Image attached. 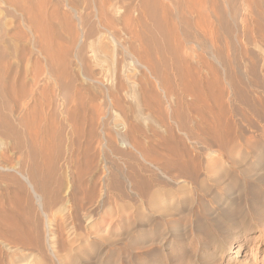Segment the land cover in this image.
Listing matches in <instances>:
<instances>
[{"label":"rangeland","instance_id":"rangeland-1","mask_svg":"<svg viewBox=\"0 0 264 264\" xmlns=\"http://www.w3.org/2000/svg\"><path fill=\"white\" fill-rule=\"evenodd\" d=\"M42 1L32 0V3L41 10L43 9L42 4H40ZM84 1L88 2L87 0H48V13L57 7L56 3L60 2L58 6L61 13L60 17H54L55 19L52 18L51 20L55 27V34H57L54 37L56 40L53 39V44L60 45L59 43H61L60 47L66 49L67 46L69 50L66 59L68 61L66 66L69 65L66 70L69 71H66L64 76H58L60 80L62 79V83H68L67 91L64 92L59 91L61 88L58 85L60 84H56L54 81L58 79L57 75L53 73L50 80L46 76V69L48 70V68L43 56L37 54L36 50L33 53H31L32 49L30 52L28 51L30 48L29 33L25 32L27 38L23 37L25 40L15 33L16 14H13L12 6L5 7L0 4V10H2L0 11V36H3V33L11 35L6 39H8L12 55L8 57L6 62L18 66L19 59L16 58L17 56L13 54V51L14 49H18L17 52L23 51L24 56H26H23L24 62L28 64L25 65L22 60L21 71L27 73L26 82L28 84L32 82L37 74L40 77H38L40 80L34 94L35 106H33L34 102L30 101V106L23 107V113L18 112L21 110L17 111L19 116L25 117V121L28 120V123H25L28 125L27 128L31 125L29 130L34 127V130L28 131L30 135H25L28 141L25 140L23 147L25 153H16V156L15 153L7 152L8 141L0 136V167H2L0 168V213H5L10 224L14 227V234L7 237V241L2 243L0 240V264H264V55H262L264 54V44L261 45V42L264 43V0H253V2L245 0L246 3L244 0H234L235 2L227 0V4L226 0H215V2L217 1L215 5L217 6V14L226 17L227 22L229 21L231 40L229 43L225 40L226 35L220 29V23L217 22L216 29L214 28L215 38L212 41L214 44L207 41L208 43L206 42L204 47L203 44L198 43V48L191 43H183L186 32L189 30L192 32L194 29L187 28L188 26L183 22L187 12L183 10L182 0H171L172 2L170 0H147V5L150 6L147 8L143 7L141 0H103L106 3L109 2L108 14L113 23H116L114 25L118 27V19L124 18L122 19L125 23L124 27L131 30V32L128 30L129 35L132 33L129 38L131 45H129L132 46L131 50L135 49V47L133 48L135 45L137 49L136 52H133L136 53L133 62L121 50L120 45L123 42L121 37L116 35L115 38L118 39L116 40L112 33L106 36L104 29L98 27L97 19L92 18L94 22L91 20L93 22L92 27L95 25L96 37L94 36V39L93 37L89 38L91 41L84 39L80 44L77 43L80 30L76 26L75 16L84 14L83 17H86V14H93V9L91 7L88 9ZM205 1L206 3L213 2L212 0ZM16 2L22 7L29 5L27 0H17ZM65 2H67L66 5L71 3L69 5L74 6L76 12H71L66 7ZM150 2L153 4L155 2V9ZM175 5L178 6L177 11ZM170 6L171 10H169ZM247 6H250V10H247L249 9ZM200 8L204 9L205 12L198 11L199 14L203 12L201 16L204 14L207 16V6L202 5ZM144 9L145 11H142ZM260 9L263 12H260ZM167 10L172 11L171 14ZM62 12L67 16L63 15ZM228 13L232 15H228ZM173 15L174 17H172ZM164 16L165 18H163ZM205 16L204 18H206ZM254 16L258 18L261 16L262 19L254 18ZM64 18L70 19V22ZM164 19L166 23H162ZM65 21L72 28L76 26L75 31L72 29L71 32L72 41V36L69 35L70 33L67 34V30L64 29ZM122 21L119 23L120 26L124 24ZM168 22L174 23L173 26ZM102 31L104 33L102 38L109 37V39L96 40ZM172 32L174 35L170 34ZM74 34L76 35L74 36ZM136 34L139 35L138 39ZM236 34L241 36H236ZM249 34L253 35V39L249 37L251 36ZM74 40L76 45L73 44ZM94 40L98 43L99 48L95 47ZM103 40L106 42L102 43ZM116 41H119V44ZM110 44H113L112 47L116 45L115 50ZM139 46L142 48L141 50H139ZM154 46L156 50H154ZM215 48L217 49L214 50ZM257 48L259 51L256 50V52L255 49ZM214 52L218 57L220 55V60H224L228 54L230 55L232 92L224 93L222 89L224 85L220 84L222 80L218 79V76L214 77L211 72L197 67L200 61V63H208V55ZM240 52H244L246 56L244 57V53L241 54ZM176 54H179L178 57ZM180 56L182 57L180 58ZM201 56L205 58H201ZM197 58H200V61ZM127 60H129V64H127ZM143 61L145 64L142 63ZM6 62L5 59H0V63L3 65H7ZM147 63L150 67L146 66ZM186 63L187 65L184 66ZM150 72L153 74H149ZM242 72H245L246 75ZM210 74L213 75V79L208 78L211 77ZM84 77L91 79V83L83 80ZM164 77H167L168 80ZM188 77L194 81L190 82ZM200 78L204 80L201 81ZM59 79L57 83L60 82ZM211 80H217L218 83ZM27 88L30 89L31 87L28 86ZM29 89H26L27 92ZM211 89L213 90L211 91ZM167 90H172V94L170 95V91L168 94ZM42 91L43 94L47 92V95L40 94ZM58 93L66 95V100L70 101L68 109L71 113L69 117L76 118L75 123L71 124V121L67 123L63 120L59 113L61 112L60 97H55L50 103L51 106L45 102L51 94L55 96ZM1 98L0 96V111L2 112L0 113V123H4L7 115L4 108L6 101ZM78 100L82 103L76 102ZM37 101H40L43 109ZM79 103H81L80 106ZM83 106L86 108L84 109ZM71 107L75 108L74 111ZM33 108L34 110H32ZM86 109L87 111H85ZM52 112L55 114L53 115ZM96 112L99 116L95 114ZM38 113L39 115L36 117ZM258 113L263 114V117L256 116ZM40 114L42 118H39L41 117ZM175 114L179 115L180 123L173 120ZM79 115L81 117L85 115L84 121ZM45 116L49 119L52 117L54 123L50 121L49 124V119ZM90 116H92L91 120ZM102 117L105 119L103 120ZM78 119L80 123L77 122ZM32 121L35 123L31 124ZM39 121H41L42 128L38 125ZM59 121L63 124H70L74 128L79 126L85 129L78 127L72 135H69L71 133L65 130L67 124L62 125ZM92 121H95L96 124L99 121L100 127L97 124V128L95 122L94 126ZM128 123L135 125L137 131L129 134L125 140L133 145L135 143L138 152L128 149L124 144L125 141L119 139L125 134L126 127L129 130ZM82 124H85L86 127ZM90 124L92 126H88ZM251 124L254 129H249ZM32 125L34 126L32 127ZM54 126H57L56 128H59L60 131L58 132L59 129ZM50 127L57 131H53ZM38 129H44L42 130L43 133L41 130L42 134L36 133L35 130ZM78 130L79 132H77ZM89 130L93 131L94 134L89 133ZM49 132L52 133H50L51 136L48 134ZM44 135L46 138L48 136V140L45 137V139L41 138ZM100 135H103L104 142H106L105 152L101 157L98 155ZM89 136L92 139H89ZM28 137H35L34 139L37 138L39 141H34L32 138L28 140ZM65 139H67L66 142ZM55 140L61 145H58ZM32 142L36 143L33 144ZM64 142L67 143V147H65ZM50 143L52 144L50 145ZM45 144L48 148H45ZM53 144L54 147H52ZM221 144H223V150L219 148ZM33 147L35 148L33 151L35 155L31 156L29 151ZM55 147H59L58 151L62 152L63 155L65 152L67 157H71L69 170L65 167L62 168L61 159L56 164L52 162L56 153ZM49 148L52 151H49ZM42 153L44 154L42 155ZM96 164L99 166L97 167ZM43 165L45 166L43 167ZM88 168L93 170L89 171ZM185 168L189 171L188 175L191 174V179H189L190 176L184 175L187 174V172L183 173ZM94 169L96 170L94 171ZM102 172L105 173L103 184L98 177ZM20 174L28 178L36 193L42 197L41 202L45 215L40 211L27 182L22 179ZM69 177L70 179H68ZM39 179L44 180V187L48 186L43 191L38 187V184L36 185L35 180ZM66 182L69 186L66 185ZM87 212L89 216H87ZM20 226L21 228H19ZM238 245L241 246L240 249H238Z\"/></svg>","mask_w":264,"mask_h":264},{"label":"bare ground","instance_id":"bare-ground-1","mask_svg":"<svg viewBox=\"0 0 264 264\" xmlns=\"http://www.w3.org/2000/svg\"><path fill=\"white\" fill-rule=\"evenodd\" d=\"M17 1V0H16ZM15 0H0V4H3L5 7L6 6H12V10H13V14H16V23H15V26H14V31H15V33L16 34H18L20 37L22 36V38L24 37V38H26L25 36V32L27 31L28 33H29V35H30V38H29V49H28V51L30 52V49H32L31 50V53H33V51H35L36 50V52H37V54L39 53L40 55H42L43 56V59L45 60V63H46V65H47V68H48V70L46 69V76L48 77V79L50 80L51 79V77L53 76L52 74L54 73L55 75H57L56 77H61L62 75L64 76V74L66 75V71H69V70H66V67H68L69 65H67L66 66V63H68V61L66 60L67 59V57H68V55H69V50L67 49V44L65 45V44H63V45H65L66 46V49H64V48H62V46L60 47V45H61V43H59L60 45H55V44H53V39H54V37H56V35L57 34H55V27H54V24L53 23H51L52 21V18H54V17H56V18H59L60 17V12H59V3H56V6L57 7H54L53 8V10L50 12V13H48V10H47V5H48V0H41L42 1V3H40V4H42V6H43V9H38L39 7L37 6V5H34L33 3H32V0H27L28 2H29V5L27 6V7H22V6H20V5H18V2H16ZM34 1V0H33ZM65 1V0H64ZM67 1V0H66ZM88 2L86 3L85 1H84V3H86V7L88 8V9H90L89 7H91L92 9H93V14H91V15H87L86 14V17L84 16L83 17V15L82 16H80V14H79V16H75L76 18V26L79 28V30H80V33H79V31H78V33H79V35H78V40H77V43L78 44H80L81 42H83V40L84 39H89V38H92L93 37V39H94V36L97 34L95 31H96V29H95V25L92 27V23L94 22L93 20H92V18H94V19H97V23H98V27H101V28H103L104 30V32H105V35L106 36H108V34H114L115 36L113 37V38H115V37H117V36H119V38L121 37V40H123V42H121L122 44L120 45L121 46V50H123L124 52H123V54L124 53H126L127 54V56L130 58V61L131 62H133V59H134V57H135V54L133 53V52H136V45L135 46H133V48L135 47V49H133V50H135V51H133V50H131V48H132V46L130 47V41H131V39H129L130 38V36L132 35V33H131V35H129L130 34V32H131V30L130 29H126V27H124V25H125V23H124V21H122V19H124V18H122L121 20H119L118 19V22H117V25H118V27L117 26H115L114 24H116V23H113V20L112 19H110L109 18V14H108V7L107 6H109V2L108 3H106L105 1H103V0H87ZM109 1V0H108ZM140 1V0H139ZM142 1V4H143V7L144 8H147V7H150L149 5H147V0H141ZM155 1V0H154ZM159 1V0H158ZM167 1V0H166ZM174 1V0H173ZM176 1H179V0H176ZM181 1V0H180ZM183 1V4H182V7H184V9L183 10H185V12H187V14H186V16L184 17V19H183V22L188 26L187 28H190L191 27V29H194V31L192 30V32L189 30V31H187L186 32V34L184 35L185 37H184V41H183V43L185 42V44L187 43H191L192 45H194L196 48H198V46L199 45H197L198 43L200 44H203L204 45V47H205V43L207 42V41H210V42H212L213 40H214V38H215V36H214V28L217 26V22L218 23H220V25H221V30L225 33V35H226V39L225 40H227L228 41V43H229V41L231 40V30H230V27H229V24H228V22H227V20H226V17L224 18L223 16H219L218 14H217V12H216V9H217V6H215L216 5V2H215V0H212L213 2H211V3H206V1L205 0H182ZM230 1V0H229ZM234 1V0H233ZM249 2H250V0H248ZM252 2H253V0H251ZM27 2V3H28ZM149 2V1H148ZM152 2V1H151ZM150 2V3H151ZM169 2V1H168ZM170 2H172L171 0H170ZM235 2V1H234ZM244 2L246 3L247 1H245L244 0ZM39 3V2H38ZM66 3L67 2H65V5H66ZM174 3V2H173ZM176 3V2H175ZM178 3H180V2H178ZM228 2H227V0H226V4H227ZM257 3V2H256ZM255 3V4H256ZM261 3V2H260ZM69 4H71V3H68L67 5H66V7L67 8H69V10L71 11V12H73V13H75L76 11H75V7L74 6H70ZM111 4V3H110ZM152 5H153V9H155V7H154V5H155V2H154V4L153 3H151ZM150 4V5H151ZM160 4V3H159ZM172 4V3H171ZM250 4H252V3H250ZM64 5V6H65ZM161 5V4H160ZM204 6V5H206L207 6V10H208V15L207 16H205V14H204V16L206 17V18H204V16H201V15H203L202 13H200L199 14V12L198 11H204V9L202 10V8H200L201 6ZM229 5V4H228ZM257 5V4H256ZM35 6H37V7H35ZM134 6V5H133ZM162 6V5H161ZM181 6V5H180ZM231 6V5H230ZM74 7V8H73ZM85 7V8H86ZM142 7V8H143ZM167 7V6H166ZM172 7H173V5H172ZM175 7H176V5H175ZM178 7V6H177ZM176 7V11H177V8ZM232 7V6H231ZM247 7H249V9H247V10H250V6H247ZM252 7V6H251ZM41 8V7H40ZM84 8V9H85ZM141 8V9H142ZM157 8V7H156ZM165 8V7H164ZM204 8V7H203ZM219 8V7H218ZM227 8V7H226ZM225 8V9H226ZM245 8H246V6H245ZM257 8V7H256ZM87 9V11H90V10H88ZM130 9V8H129ZM131 9H132V7H131ZM130 9V10H131ZM133 9H134V7H133ZM149 9V8H148ZM147 9V10H148ZM152 9V10H153ZM180 9V8H179ZM182 9V8H181ZM199 9V10H198ZM201 9V10H200ZM151 10V9H150ZM157 10V9H156ZM158 10H160V8H158ZM157 10V11H158ZM163 10V9H162ZM169 10H171V6H170V8H169ZM169 10H167V12L169 11ZM173 10V9H172ZM227 10H228V8H227ZM229 10H230V8H229ZM246 10V11H247ZM257 10V9H256ZM0 11H2V10H0ZM4 11V10H3ZM43 11V12H42ZM142 11H145V9L144 10H142ZM161 11V10H160ZM174 11V10H173ZM179 11V10H178ZM264 11V10H263ZM263 11H261V9H260V12H263ZM91 12V11H90ZM128 12V11H127ZM132 12V11H131ZM152 12V11H151ZM163 12V11H162ZM172 12V11H171ZM171 12L169 11L168 13H170L171 14ZM182 12H184V11H182ZM184 12V13H185ZM205 12V11H204ZM228 12V11H227ZM231 12V11H230ZM63 13V12H62ZM70 13V12H69ZM72 13V14H73ZM147 13H148V11H147ZM146 13V14H147ZM225 13H226V11H225ZM232 13V12H231ZM251 13V12H250ZM259 13V12H258ZM129 14V13H128ZM127 14V15H128ZM131 14V13H130ZM152 14V13H151ZM63 15H65L64 13H63ZM74 15V14H73ZM78 15V14H77ZM132 15V14H131ZM143 15H145V14H143ZM149 15V14H148ZM175 15V14H174ZM174 15L172 16V17H174ZM185 15V14H184ZM187 15H188V17H187ZM225 15V14H224ZM228 15H232V14H229L228 13ZM227 15V16H228ZM261 15V14H260ZM15 16V15H14ZM62 16V15H61ZM65 16H67V15H65ZM129 16V15H128ZM147 16V15H146ZM158 16H159V14H158ZM171 16V15H170ZM170 16H169V18H170ZM180 16H181V14H180ZM259 16V15H258ZM127 17V16H126ZM125 17V18H126ZM160 17H161V15H160ZM171 17V18H172ZM257 16H254V18H256ZM263 17V16H262ZM163 18H165V16L163 17ZM162 18V19H163ZM231 18H232V16H231ZM230 18V19H231ZM253 18V19H254ZM258 18V17H257ZM55 19V18H54ZM63 19V18H62ZM64 19H66V18H64ZM69 19V18H68ZM167 19H168V17H167ZM172 19H174V18H172ZM172 19L170 20L171 22H172ZM249 19V18H248ZM258 19H262L261 18V16H260V18H258ZM57 20V19H56ZM70 20V19H69ZM69 20H67L66 19V21H69ZM91 20L93 21V22H91ZM150 20V19H149ZM64 21V20H63ZM66 21L64 22V23H66ZM121 21L124 23V24H122V26H120V24L119 23H121ZM126 21V20H125ZM156 21V20H155ZM252 21V20H251ZM254 21V20H253ZM258 21V20H257ZM60 22H61V20H60ZM70 22V21H69ZM165 22V19H164V21H162V23H164ZM173 22H175V20H173ZM231 22H233V21H231ZM96 23V22H95ZM109 23V24H108ZM126 23H127V21H126ZM166 23V22H165ZM169 23V22H168ZM251 23V22H250ZM254 23V22H253ZM256 23V22H255ZM260 23H262V22H260ZM113 24V25H112ZM170 24V23H169ZM172 24H174V23H171L170 25H172ZM179 24H181V23H179ZM248 25H249V23H247ZM61 25H63V23H61ZM128 25V27H129V24H127ZM168 25V24H167ZM169 25V26H170ZM184 25V24H183ZM256 25V24H255ZM73 26V25H72ZM75 26V25H74ZM75 26V27H76ZM166 26V25H165ZM173 26V25H172ZM171 26V27H172ZM247 26V25H246ZM253 26H254V24H253ZM75 27L74 28H72L71 26H69V24L68 23H66V26L64 27V29H66L67 30V34H69V35H71V32H72V29L74 30L75 29ZM97 27V28H98ZM219 27V26H218ZM217 27V29H219ZM248 27V26H247ZM246 27V28H247ZM251 27H252V25H251ZM259 27V26H258ZM257 27V28H258ZM3 28V27H2ZM130 28V27H129ZM176 28V27H175ZM174 28V29H175ZM246 28H245V30H246ZM249 28V27H248ZM247 28V29H248ZM13 29V28H12ZM147 29V28H146ZM171 29V28H170ZM216 29V28H215ZM237 29V28H236ZM7 30V29H6ZM128 30H130V32L128 31ZM168 30V29H167ZM238 30V29H237ZM243 30V29H242ZM252 29L250 28V31H251ZM254 30V29H253ZM256 30V29H255ZM2 31V30H1ZM75 31V30H74ZM73 31V32H74ZM77 31V30H76ZM103 31H102V34H100L99 36H97V39L96 40H100V39H104V38H102L103 37V35H104V33H103ZM143 31V30H142ZM147 31V30H146ZM170 31H173V30H170ZM234 31V30H233ZM239 31V30H238ZM258 31H260V30H258ZM257 31V32H258ZM262 31V30H261ZM7 32V31H6ZM99 33H100V30L98 31ZM150 32V31H149ZM215 32H216V30H215ZM245 32V31H244ZM256 32V33H257ZM1 33V32H0ZM74 33H76V32H74ZM141 33V32H140ZM176 33V32H175ZM237 33H240V32H237ZM248 33H250V32H248ZM8 33H3V36H0V59H5V62H6V60L8 61V57H10V55H12V53H11V47L9 46V43H8V39H6L8 36H11V35H7ZM15 34V35H16ZM143 34V33H142ZM149 34V33H148ZM147 34V35H148ZM171 35H174V32H172V33H170ZM241 34H242V32H241ZM245 33H243V35H244ZM252 34V33H251ZM251 34H249V35H251ZM254 34H255V32H254ZM262 34V33H261ZM2 35V34H1ZM12 35H13V33H12ZM17 35V36H18ZM76 34H74V36H75ZM117 35V36H116ZM134 35V34H133ZM137 36H136V38L139 36L138 34H136ZM167 35V34H166ZM165 35V36H166ZM177 35V34H176ZM180 35V34H179ZM217 35V34H216ZM242 35V36H243ZM246 35V34H245ZM248 35V34H247ZM257 35V34H256ZM260 35V34H259ZM264 35V34H263ZM17 36H16V38H17ZM72 36V35H71ZM135 36V35H134ZM145 36V35H144ZM143 36V37H144ZM149 36H151V35H149ZM153 36V35H152ZM151 36V37H152ZM158 36V35H157ZM218 37H219V35H217ZM216 36V37H217ZM221 36V35H220ZM232 36H235V35H233L232 34ZM236 36H241V35H237L236 34ZM258 36V35H257ZM256 36V37H257ZM13 37V36H12ZM58 37V36H57ZM96 37V36H95ZM105 37V36H104ZM141 37V36H140ZM173 37V36H172ZM217 37V38H218ZM223 37V36H222ZM247 37V36H246ZM249 37H252V39H253V35H251V36H249ZM23 38V39H24ZM73 38V36L71 37V41L73 40L72 39ZM76 38V37H75ZM111 38V37H110ZM123 38V39H122ZM176 38H178V37H176ZM248 38V37H247ZM259 38V37H258ZM260 38H262V37H260ZM19 39V38H18ZM27 39V38H26ZM58 39V38H57ZM105 39H109V37L107 38H105ZM104 39V40H105ZM112 39V38H111ZM116 39V38H115ZM135 39V38H134ZM138 39V38H137ZM147 39V38H146ZM153 40L155 39L154 37L152 38ZM151 39V40H152ZM160 39V38H159ZM172 39V38H171ZM171 39H169V40H171ZM219 39V38H218ZM235 39H237V38H235ZM251 39V40H252ZM257 38H255V40H256ZM264 39V38H263ZM262 39V40H263ZM11 40H12V38H11ZM11 40H10V42H11ZM25 40V39H24ZM54 40H56V38L54 39ZM103 40V41H104ZM113 40V39H112ZM116 40H118V39H116ZM124 40H125V42H124ZM130 40V41H129ZM174 40V39H173ZM172 40V41H173ZM176 40V39H175ZM174 40V41H175ZM177 40H179V39H177ZM220 40H222V39H220ZM246 40V39H245ZM258 40V39H257ZM88 41H91L90 39L88 40ZM95 41V40H94ZM108 41V40H107ZM111 41V40H110ZM114 41V40H113ZM119 41H120V39H119ZM119 41L117 42L118 44H119ZM138 41H141V40H138ZM138 41H136V42H138ZM165 41V40H164ZM240 41V40H239ZM238 41V42H239ZM254 41V40H253ZM252 41V42H253ZM54 42H56V41H54ZM59 42V41H58ZM57 42V43H58ZM106 41H104V42H102V43H105ZM152 42H154V41H152ZM180 42L182 43V41L180 40ZM195 42H197V43H195ZM214 42H216V41H214ZM246 42H248V41H246ZM245 42V43H246ZM250 42V41H249ZM72 43V42H71ZM77 43H75V40L73 41V44H77ZM88 43V42H87ZM93 43V42H92ZM100 43V42H99ZM109 43H111V42H109ZM114 43V42H113ZM117 43H114V44H117ZM141 43V42H140ZM178 43V42H177ZM208 43V42H207ZM213 43V42H212ZM217 43H218V41H217ZM216 43V44H217ZM225 43H227V42H225ZM228 43H227V45H228ZM255 43V42H254ZM262 44L261 45H263L264 43L263 42H261ZM13 44V43H12ZM97 44L98 43H96V41H95V47H97V48H99V46H97ZM117 44V45H118ZM130 44V45H129ZM136 44H139V43H136ZM142 44H143V42H142ZM152 44V43H151ZM167 44V43H166ZM190 44V45H191ZM214 44V43H213ZM222 44V43H221ZM231 44V43H230ZM240 44H242V42L240 41ZM247 44V43H246ZM246 44H245V46H246ZM260 44V43H259ZM100 45L102 46V44L100 43ZM108 45V44H107ZM113 45V44H112ZM112 45L110 44V46L112 47ZM133 45H134V42H133ZM154 45V44H153ZM177 45V44H176ZM182 45V44H181ZM211 45V44H210ZM220 45V44H219ZM226 45V44H225ZM224 45V46H225ZM226 45V46H227ZM250 45V44H249ZM253 45V44H252ZM258 45V44H257ZM257 45H256V47H257ZM64 46V47H65ZM109 46V47H110ZM115 47H112V49L113 50H115V48H116V45H114ZM138 46V45H137ZM207 46H209V45H207ZM76 47V46H75ZM79 47H82V46H79ZM89 47H91V46H89ZM104 47V46H103ZM102 47V48H103ZM140 47V46H139ZM179 47H180V45L177 47L178 49H179ZM182 47V46H181ZM192 47V46H191ZM216 47H219V46H217L216 45ZM221 47V46H220ZM239 47H241L240 45H239ZM242 47H243V44H242ZM241 47V48H242ZM15 48V47H14ZM21 48V47H20ZM77 48V47H76ZM107 47L105 46V49H106ZM154 48H155V46H154ZM172 48V47H171ZM183 48V47H182ZM193 48V47H192ZM209 48H211V47H209ZM225 48V47H224ZM227 48V47H226ZM241 48H240V50H241ZM260 48V47H259ZM74 49V48H73ZM142 48L140 47V49L139 50H141ZM217 48H215L214 50H216ZM228 49V48H227ZM247 49V48H246ZM246 49H245V52H246ZM264 49V48H263ZM154 50H156V48L154 49ZM167 50V49H166ZM165 50V51H166ZM176 50V49H175ZM182 50V49H181ZM198 50V49H197ZM208 50V49H207ZM223 50V49H222ZM226 50V49H225ZM256 50H258L259 51V49L257 48V49H255V51ZM18 51V49L16 50V49H14V51H13V54H15L17 57V59H19V65L17 66V65H13V64H9L8 62H6L7 63V65H3L2 63H0L1 65H0V96L2 97V98H4L5 99V101H6V104H5V106H4V108H5V110H6V112H7V115L5 116V122L4 123H0V136H2V137H4V138H6L7 139V141H8V147H7V152H9V153H15V155H16V153H19V154H22L23 152L25 153V150L23 151V147H24V144H25V140H26V137H25V135L26 134H28V131L30 132V131H32V130H34V125H32V127H33V129H31V130H29L30 129V127H31V125H30V127H28L27 128V126L28 125H26L28 122V120L27 121H25V117L23 118L22 116H19L18 114L19 113H17V111L18 110H21V111H18V112H22L23 113V111H22V109H23V107L24 106H27L28 107V105L30 104V101H33L34 102V104H33V106H35V100L36 99H34V94H35V89L37 88L36 86H37V84H38V82H39V80H38V77H39V75L37 74H35L36 76H34L35 78L32 80V82H30L29 84L26 82V74L25 73H23L22 71H21V62H22V60H23V62H24V60L25 59H23V56H24V53H23V51H21V52H17ZM71 51V50H70ZM75 51V50H74ZM102 51V50H101ZM103 51H105V50H103ZM108 51V50H107ZM106 51V52H107ZM145 51V50H144ZM147 51V50H146ZM170 51V50H169ZM196 51V50H195ZM203 51V50H202ZM219 51V50H218ZM217 51V52H218ZM224 51V50H223ZM227 51V50H226ZM236 51V50H235ZM242 51V50H241ZM244 51V50H243ZM261 51H262V49H261ZM204 52V51H203ZM237 52V51H236ZM257 52V51H256ZM112 53H114L113 51H112ZM141 53H142V51H141ZM146 53V52H145ZM171 53V52H170ZM196 53V52H195ZM195 53H192V54H195ZM200 53H201V51H200ZM216 52H214V53H210L209 55H208V58H209V62L208 63H200L201 61H200V58L198 59L200 62H198L197 61V59H196V61L198 62V66L197 67H201L202 69H205L204 71H208L209 73L211 72L213 75H214V77L216 76H218V79H220V80H222L221 82H220V84H223L224 85V87L222 88L223 89V92L225 93V92H227V91H229V92H232V90H233V86H232V74H231V69H232V67L230 68V59H229V57H230V55L228 54V53H230V52H228L227 54H225V55H227L226 57H225V59L224 60H220L219 59V57H220V55H219V57L217 56V54H215ZM219 53V52H218ZM221 53V52H220ZM223 53H225V52H223ZM241 53V52H240ZM244 53V52H243ZM243 53H241V54H243ZM247 53V52H246ZM27 54V53H26ZM122 54V53H121ZM148 54V53H147ZM156 54H157V52H156ZM183 54V53H182ZM187 54V53H186ZM205 54V53H204ZM208 54V53H207ZM248 54V53H247ZM260 54H261V52H260ZM73 55V54H72ZM81 55H82V53H81ZM141 55V54H140ZM143 55H145V54H143ZM179 55V54H178ZM178 55L176 54V57H178ZM180 55H181V53H180ZM196 55V54H195ZM201 55V54H200ZM223 55V54H222ZM236 55V54H235ZM259 55V54H258ZM262 55H264V54H262ZM41 56V57H42ZM76 56V55H75ZM80 56V55H79ZM138 56H139V54H138ZM147 56V55H146ZM146 56H144V57H146ZM173 56V55H172ZM197 56V55H196ZM199 56V55H198ZM204 56V55H203ZM203 56H201V58L203 57ZM241 56V55H240ZM246 55H245V53H244V57H245ZM15 57V56H14ZM14 57H12V58H14ZM24 57H26V56H24ZM70 57V56H69ZM137 57V56H136ZM182 56H180V58H181ZM249 57V56H248ZM15 58V59H16ZM72 58V57H71ZM70 58V59H71ZM76 58V57H75ZM82 58V57H81ZM80 58V59H81ZM140 58H141V56H140ZM140 58H137V59H140ZM187 58H188V56H187ZM196 58V57H195ZM203 58H205V57H203ZM221 58V57H220ZM264 58V57H263ZM69 59V58H68ZM73 59V58H72ZM114 59V58H113ZM142 59H143V56H142ZM179 59V58H178ZM235 59V58H234ZM247 59V58H246ZM84 60V59H83ZM135 60V59H134ZM144 60V59H143ZM147 60H148V58H147ZM146 59H145V61L146 62H148ZM182 60V59H181ZM243 60V59H242ZM253 60V59H252ZM263 60V59H262ZM29 61V60H28ZM27 61V62H28ZM67 61V62H66ZM70 61V60H69ZM128 61V63L127 64H129V60H127ZM138 61H140V60H138ZM138 61H136V62H138ZM142 61V60H141ZM193 61V60H192ZM191 61V62H192ZM202 61H204V60H202ZM248 61H250V60H248ZM79 62V61H78ZM173 62V61H172ZM207 62V61H206ZM232 62V61H231ZM263 62H264V60H263ZM25 63V65H27L26 64V62H24ZM140 63V62H139ZM138 63V64H139ZM142 63H144V61L142 62ZM141 63V64H142ZM149 63V62H148ZM147 63V64H148ZM181 63H183V62H181ZM260 63H262V62H260ZM70 64H71V62H70ZM131 64V63H130ZM145 64V63H144ZM255 64V63H254ZM264 64V63H263ZM25 65H23L24 67H26ZM133 65V64H132ZM135 65H136V63H135ZM171 65H173V64H171ZM174 65H175V62H174ZM182 65H184V64H182ZM187 65V63L184 65V66H186ZM235 65H236V63H235ZM130 66V65H129ZM146 66H149L150 67V65L148 64V65H146ZM258 66V65H257ZM23 67V68H24ZM123 67V66H122ZM136 67V66H135ZM145 67V66H144ZM143 67V68H144ZM173 67V66H172ZM188 67V66H187ZM255 67V66H254ZM254 67H252L253 69H254ZM124 68V67H123ZM132 68V67H131ZM142 68V67H141ZM142 68V69H143ZM146 68H148V67H146ZM152 68V67H151ZM175 68V67H174ZM183 68V67H182ZM237 68V67H236ZM246 68H247V66H246ZM256 68V67H255ZM260 68H261V64H260ZM26 69V68H25ZM129 69V68H128ZM133 69V68H132ZM145 69V68H144ZM152 69H154V68H152ZM186 69V67L184 68V70ZM193 69V68H192ZM258 69V68H257ZM71 70V69H70ZM130 70V69H129ZM150 70V69H149ZM187 70H188V68H187ZM194 70V69H193ZM256 70V69H255ZM181 71V70H180ZM189 71V70H188ZM261 71H263V70H261ZM149 72V71H148ZM153 72V71H152ZM152 72H150L149 74H151ZM185 72H187V71H185ZM184 72V73H185ZM196 72V71H195ZM207 72V74H209ZM184 73H182V74H184ZM189 72H187V74H188ZM192 73V72H191ZM199 73V72H198ZM201 73V72H200ZM218 73V74H217ZM235 73V72H234ZM237 73V72H236ZM242 73H245V72H242ZM258 73V72H257ZM90 74V73H89ZM89 74H88V77H89ZM153 74V73H152ZM261 74V73H260ZM72 75V74H71ZM175 75V74H174ZM188 75H190V74H188ZM200 75V74H199ZM198 75V76H199ZM213 75H211L210 74V76L211 77H208V78H210V79H213L212 78V76ZM220 75V76H219ZM245 75H246V73H245ZM262 75V74H261ZM73 76V75H72ZM92 76V75H91ZM172 76V75H171ZM177 76V75H176ZM184 76V75H183ZM187 76V75H186ZM190 76H192V75H190ZM189 76V77H190ZM195 76V75H194ZM207 76H209V75H207ZM55 77V78H56ZM59 77H58V79H59ZM67 77H69V76H67ZM66 77V78H67ZM94 77V76H93ZM189 77H188V80H190V82L191 81H194V80H191V78L189 79ZM193 77V76H192ZM40 78V77H39ZM64 78V77H63ZM72 78V77H71ZM164 78H166L167 79V77H164ZM169 78V77H168ZM172 78V77H171ZM174 78H175V76H174ZM178 78V77H177ZM197 78V77H196ZM58 79H56V80H54L55 82H56V84H60V85H58L61 89L59 90V91H65L66 90V88H67V84H65V83H62V79L60 80L59 79V81L60 82H58L57 83V81H58ZM68 79V78H67ZM185 79V78H184ZM198 79V78H197ZM216 79V78H215ZM53 80V79H52ZM65 82H66V80L65 79H63ZM83 80H85L86 82H90L91 83V79L89 80V78L87 79V78H83ZM93 80V79H92ZM168 80V79H167ZM186 80V79H185ZM200 80H201V78H200ZM204 80V79H203ZM203 80H201V81H203ZM206 80H207V78H206ZM219 80V81H220ZM70 81V80H69ZM68 81V82H69ZM97 81V80H96ZM99 81V80H98ZM187 81V80H186ZM197 81H199V79L197 80ZM211 81H213V80H211ZM215 81H217V80H215ZM215 81H213V82H215ZM71 82V81H70ZM94 82H95V80H94ZM112 82V81H111ZM188 82V81H187ZM205 82V81H204ZM203 82V83H204ZM209 82V81H208ZM239 82V81H238ZM93 83V82H92ZM101 83V82H100ZM100 83H98V84H100ZM165 83H166V81H165ZM182 83V82H181ZM193 83V82H192ZM196 83V82H195ZM194 83V85H196ZM217 83H218V81H217ZM258 83V82H257ZM28 84V85H27ZM187 84V83H186ZM202 84V83H201ZM200 84V85H201ZM205 84V83H204ZM203 84V85H204ZM215 84V83H214ZM71 85V84H70ZM94 85V84H93ZM101 85H103L102 83H101ZM191 85V84H190ZM199 85V86H200ZM208 85V84H207ZM206 85V86H207ZM216 85V84H215ZM219 85V84H218ZM31 87L30 89L29 88H27V87ZM57 86V88H59ZM183 86L184 87H186L184 84H183ZM192 86V85H191ZM197 86V85H196ZM212 86V85H211ZM219 86H222V85H219ZM257 86V85H256ZM68 87H70V86H68ZM202 87V86H201ZM216 87V86H215ZM190 88V87H189ZM196 88V87H195ZM200 88V87H199ZM208 88V87H207ZM219 89H221L220 87H218ZM244 88V87H243ZM260 88V87H259ZM26 89H29L28 90V92H27V90ZM197 89V88H196ZM69 90H71V89H69ZM166 90V89H165ZM204 90H206V89H204ZM209 90V89H208ZM213 89H211V91H212ZM37 91V90H36ZM43 91H44V89H43ZM42 91V93L40 92V94H43L44 92ZM58 91V92H59ZM67 91V90H66ZM168 91V90H167ZM170 91V95L172 94L171 93V91L172 90H169ZM169 91H168V94H169ZM218 91V90H217ZM46 92V91H45ZM202 92H204L203 90H202ZM214 92V91H213ZM219 92H220V90H219ZM70 93H71V91H70ZM69 93V94H70ZM222 93V92H221ZM39 94V93H38ZM56 94V93H55ZM68 94V93H67ZM167 94V93H166ZM214 94V93H213ZM37 95V94H36ZM43 95H47V92H46V94H43ZM208 95V94H207ZM210 95H212V93H210ZM221 95V94H220ZM42 96V95H41ZM45 96H44V99H45ZM65 96L66 95H63V94H57V95H55V96H53L52 94L49 96V97H47V99H46V101L45 102H47V105L49 106L50 105V103H51V101H53L54 100V98L55 97H60L61 98V103H60V108H61V112H59L61 115H62V117H63V120L64 121H66L67 123L68 122H70L71 121V124L74 122L75 123V121H76V118H74V117H72V118H70L69 117V114L71 113L70 111H69V109H68V106L70 105L69 103H70V101H68V100H66V98H65ZM67 96H71V95H67ZM72 96L74 97V95L72 94ZM93 96V95H92ZM43 97V96H42ZM77 97V96H76ZM107 97V96H106ZM167 97H168V95H167ZM171 97V96H170ZM206 97H208V96H206ZM217 97V96H216ZM1 98V99H2ZM78 98V97H77ZM81 98V97H80ZM219 98V97H218ZM217 98V99H218ZM222 98H223V96H222ZM229 98V97H228ZM232 98V97H231ZM234 98V97H233ZM135 99V98H134ZM215 99V98H214ZM216 99V100H217ZM39 100V99H38ZM73 100V99H72ZM137 100V99H136ZM236 100V99H235ZM44 101V100H43ZM80 100H78V101H76V102H79ZM110 101V100H109ZM238 101V100H237ZM236 101V102H237ZM39 104H40V101H37ZM42 102V101H41ZM72 102H74V101H72ZM81 103H82V101H80ZM176 102H177V99H176ZM219 102V101H218ZM222 102V101H221ZM1 103V102H0ZM43 103V102H42ZM81 103H79L78 105L80 106L81 105ZM212 103V102H211ZM217 103V102H216ZM37 104V103H36ZM44 104H46V103H44ZM53 104H54V102H53ZM74 104V103H73ZM111 104V103H110ZM214 104V103H213ZM41 105V104H40ZM52 105V104H51ZM50 105V106H51ZM72 105V104H71ZM84 105V104H83ZM112 105V104H111ZM30 106V105H29ZM32 106V107H33ZM42 106V109H43V105H41ZM45 107H46V105H44ZM58 106V107H59ZM76 107H77V105H75ZM108 106H110V105H108ZM221 106V105H220ZM223 106V105H222ZM56 107H57V105H56ZM84 107V109L86 108L85 106H83ZM0 108H1V106H0ZM3 108V107H2ZM46 108H48V107H46ZM59 108V109H60ZM72 108V107H71ZM79 108V107H78ZM110 109H111V107H109ZM220 108V107H219ZM25 110H26V108H24ZM41 109V110H42ZM49 109V108H48ZM56 109V108H55ZM58 109V110H59ZM73 109V108H72ZM75 109V108H74ZM74 109H73V111H74ZM80 109V108H79ZM109 109V110H110ZM221 109V108H220ZM32 110H34V108L32 109ZM47 110V109H46ZM45 110V111H46ZM57 110V111H58ZM71 110V109H70ZM76 110H78L77 108H76ZM4 111V110H3ZM44 111V110H43ZM56 111V112H57ZM72 111V110H71ZM81 111V110H80ZM85 111H87V109L85 110ZM55 112V111H54ZM79 112V111H78ZM0 113H2L1 111H0ZM21 113V114H22ZM29 113V112H28ZM31 113V112H30ZM42 114H44L43 112H41ZM51 113V112H50ZM53 113V112H52ZM98 112H96L95 114H97ZM20 114V115H21ZM55 113H53V115H54ZM68 114V115H67ZM83 114H85V113H83ZM25 115V114H24ZM31 115H32V113H31ZM30 115V116H31ZM34 115H35V111H34ZM39 115V113L36 115V117ZM47 115V114H46ZM51 115V114H50ZM72 115V114H71ZM81 115V114H80ZM79 115V116H80ZM98 116H99V114H97ZM96 115V116H97ZM2 116V115H1ZM3 116V117H4ZM29 116V115H28ZM40 116H41V114H40ZM57 116V115H56ZM75 116H77V115H75ZM85 116V115H84ZM84 116H80L81 117V119L84 121V119L85 118H83ZM87 116V115H86ZM256 116H259V117H263V114H260V113H258V114H256ZM35 117V116H34ZM34 117H33V119H34ZM46 118H48L47 116H45ZM59 117V116H58ZM174 119L173 120H176L177 122H179L180 123V119H179V115H177V114H175L174 116ZM39 118H42V116L41 117H39ZM38 118V120H41V119H39ZM52 117H50V119H51ZM77 118H78V116H77ZM91 118H92V116H90V120H91ZM93 118H96L95 116H93ZM99 118V117H98ZM103 118V117H102ZM253 118H255V117H253ZM43 119H45L44 117H43ZM49 119V118H48ZM47 119V120H48ZM49 119V124H50V121H52V119L50 120ZM55 119H56V117H55ZM80 119V118H79ZM79 119H78V121L77 122H79ZM81 119H80V121H81ZM89 119V118H88ZM105 118H103V120H104ZM247 119H248V117H247ZM250 119V118H249ZM30 120H32V119H30ZM34 120H36V119H34ZM33 120V121H34ZM58 120V119H57ZM56 120V121H57ZM97 120V119H96ZM95 120V121H96ZM99 120V119H98ZM147 120V119H146ZM184 120V119H183ZM256 120V119H255ZM33 121L31 122V124H34L33 123ZM43 121V120H42ZM46 121V120H45ZM55 121V120H54ZM87 121V120H86ZM95 121H92L93 122V124H94V122ZM100 121H101V119H100ZM25 122H27V123H25ZM44 122V121H43ZM42 122V123H43ZM48 122V121H47ZM53 122V121H52ZM60 122V121H59ZM58 122V123H59ZM88 122V121H87ZM90 122V121H89ZM99 122V121H98ZM97 122V124H99ZM102 122V121H101ZM39 124V126L42 128L43 126H41L42 124H40L41 123V121H39L38 122ZM54 123V122H53ZM62 125H66V124H63L62 122H60ZM80 123V122H79ZM83 123H85V122H83ZM178 123V124H179ZM37 124V123H36ZM36 124H35V126H36ZM56 124H57V122H56ZM55 124V125H56ZM87 124V123H86ZM92 124V123H91ZM88 125V126H92V125ZM95 124H96V122H95ZM95 124H94V126H95ZM96 124V125H97ZM103 124V123H102ZM121 124V123H120ZM129 124V130H128V127H126V132H125V134H123L122 135V138H119V139H122L123 141H125L124 142V144H125V146H127V148L128 149H130V150H132V151H135V152H138V149L135 147L136 145H135V143H134V145L132 144V143H130L129 141H126L127 139V136L129 135V134H131V133H134L135 131H137V128H136V126L135 125H133L132 123H128ZM45 125V124H44ZM82 125H85V124H82ZM81 125V126H82ZM180 125V124H179ZM47 126H51V125H47ZM58 126V125H57ZM56 126V127H57ZM55 127V126H54ZM55 127V128H56ZM62 127V126H61ZM67 128L65 129L66 130V132H70L71 134H69V135H72V133L74 132V130H76L79 126H77L76 128H74L72 125H68L67 124V126H66ZM85 127H86V125H85ZM99 127H100V124H99ZM103 127H104V124H103ZM37 128H39V127H37ZM50 128H52V127H50ZM49 128V129H50ZM54 128V129H55ZM79 128H82V127H79ZM84 128V127H83ZM82 128V129H83ZM91 128V127H90ZM94 128V127H93ZM96 128V127H95ZM94 128V129H95ZM97 128H98V125H97ZM45 129H46V127H45ZM56 129H59V128H56ZM85 129V128H84ZM100 129V128H99ZM102 129V128H101ZM249 129H254V126L251 124L250 125V128ZM41 130V129H40ZM40 130L38 129L37 131L35 130V132L37 133V132H40ZM42 130H44V129H42ZM42 130H41V132H42ZM51 130V129H50ZM52 130H53V128H52ZM80 130V129H79ZM79 130L77 131V132H79ZM92 130V129H91ZM26 131H27V133H26ZM53 131H55V130H53ZM57 131V130H56ZM55 131V132H56ZM60 131V129L58 130V132ZM81 131V130H80ZM86 131H87V129H86ZM90 131V130H89ZM96 131V130H95ZM99 131V130H98ZM101 131V130H100ZM253 131V130H252ZM34 132V131H33ZM40 132V134H42ZM46 132H47V129H46ZM45 132V133H46ZM52 132V131H51ZM51 132H49L48 134L50 135V133ZM83 132H84V130H83ZM102 132H103V130H102ZM102 132H100V133H102ZM35 133V134H36ZM54 133V132H53ZM81 133H82V131H81ZM85 133H88V132H85ZM89 133H93L94 134V132L92 131H90ZM99 133V132H98ZM252 133V132H251ZM35 134H34V136H35ZM52 134V133H51ZM61 134V133H60ZM78 134V133H77ZM83 134V133H82ZM28 135H30V134H28ZM27 135V136H28ZM38 135V134H37ZM46 135H47V133H46ZM86 135H88V134H86ZM92 135V134H91ZM116 135H118V134H116ZM185 135V134H184ZM51 136V135H50ZM49 136V137H50ZM65 136H66V134H65ZM74 136H75V133H74ZM103 136V135H102ZM101 135H100V140H99V142H98V145H99V154L98 155H100V157L101 156H103V153L105 152V143L106 142H104V139L105 138H103ZM32 137H33V133H32ZM32 137H28V140L30 139L31 140V138ZM46 138V136L44 135L43 137L41 136V138ZM78 137V136H77ZM80 137V136H79ZM86 137V136H85ZM85 137H84V139H85ZM93 137V136H92ZM1 138V137H0ZM35 138V137H34ZM34 138H32V140H34V141H36V140H38L37 138H36V140L34 139ZM44 138V139H45ZM68 138V137H67ZM82 138V137H81ZM88 138V137H87ZM91 138V136H89V139ZM107 138V137H106ZM50 139V138H49ZM78 140L80 139V138H77ZM89 139H87V140H89ZM92 139V138H91ZM126 139V140H125ZM42 140V139H41ZM46 140H48V136H47V138H46ZM51 140V139H50ZM66 140L67 139H65V142H66ZM72 140V139H71ZM83 140V139H82ZM27 141V140H26ZM39 141V140H38ZM43 141V140H42ZM56 141V140H55ZM69 141H70V139H69ZM73 141V140H72ZM136 141V140H135ZM28 142V141H27ZM30 142V141H29ZM41 142V141H40ZM47 142V141H46ZM50 142V141H49ZM51 142H53L54 143V141L53 140H51ZM57 142V141H56ZM55 142V143H56ZM64 142V143H65ZM119 142H121V141H119ZM33 143V142H32ZM36 143V142H35ZM35 143H33V144H35ZM43 143H44V141H43ZM75 143V142H74ZM33 144H31V145H33ZM38 144V143H37ZM36 144V145H37ZM52 143H50V145H51ZM57 144H58V142H57ZM57 144H55V146L57 145ZM66 144L67 143H65V147H67L66 146ZM46 145V147L45 148H48L47 147V144H45ZM50 145H49V147H50ZM58 145H61V143L60 144H58ZM72 145H73V143H72ZM81 145V144H80ZM35 146V145H34ZM41 146V145H40ZM39 146V147H40ZM44 146V145H43ZM42 146V147H43ZM62 146H64V145H62ZM82 146V145H81ZM86 146H88V145H86ZM106 146H108V145H106ZM41 147V148H42ZM52 147H54V144H53V146ZM57 147V146H56ZM55 147V148H56ZM44 148V149H45ZM59 148V147H58ZM58 148H56V153H55V155H54V161H52V162H54V164H56V162H58L59 161V159H61V161H62V168H66V169H68L69 170V167H71V157H67L66 156V154H65V152H64V155H63V153L62 152H60V151H58ZM72 148V147H71ZM219 148L221 149V150H223V144H221L220 146H219ZM28 149V148H27ZM35 148L33 147L30 151H29V154H31V156H34L35 154H33V151H35L34 150ZM54 149V148H53ZM64 149H66V148H64ZM47 150V149H46ZM49 151H52L51 150V148H49L48 149ZM68 150V149H67ZM106 150H107V148H106ZM43 151V150H42ZM62 151H64V150H62ZM229 151V150H228ZM27 152V151H26ZM40 154H41V149H40ZM72 152V151H71ZM48 153V152H47ZM211 153V152H210ZM39 154V155H40ZM44 153H42V155H43ZM49 154V153H48ZM221 154V153H220ZM25 155H27V154H25ZM73 155V154H72ZM17 156V155H16ZM29 156V155H28ZM38 156V155H37ZM99 157V158H100ZM40 158H42V157H40ZM47 158V157H46ZM67 158H68V160H67ZM84 158H86V157H84ZM229 158V157H228ZM44 159V158H43ZM102 159V158H101ZM101 159H99V160H101ZM42 160V159H41ZM97 160H98V157H97ZM121 160V159H120ZM229 160H231L230 158H229ZM49 161V160H48ZM93 161V160H92ZM43 162V161H42ZM41 162V163H42ZM51 162V161H50ZM89 162H90V160H89ZM99 162V161H98ZM103 162V161H102ZM38 163H39V161H38ZM1 164V163H0ZM53 164V163H52ZM58 164H60V163H58ZM73 164V163H72ZM91 165V164H90ZM97 165V167L99 166L98 164H96ZM45 165H43V167H44ZM50 166H51V164H50ZM59 166V165H58ZM101 166H103L102 164H101ZM48 167V166H47ZM46 167V168H47ZM52 167H54L53 165H52ZM87 167H88V165H87ZM104 167V166H103ZM0 168H2V167H0ZM45 168V169H46ZM51 168V167H50ZM86 168V167H85ZM96 168V167H95ZM101 168V167H100ZM40 169H41V167H40ZM61 169V168H60ZM88 169H90V168H88ZM88 169H86V170H88ZM92 169V168H91ZM89 170V171H92V170ZM44 170V169H43ZM67 170V171H68ZM72 170V169H71ZM96 169H94V171H95ZM5 171H6V169H5ZM58 171V170H57ZM61 171H62V169H61ZM60 171V172H61ZM34 172V171H33ZM50 172V171H49ZM64 172H65V170H64ZM69 172V171H68ZM87 172V171H86ZM108 172V171H107ZM184 172H187V174L185 173L184 175L186 176L187 175V177H189L190 176V178L189 179H191V174H189L188 175V170L185 168V169H183V173ZM47 173H48V171H47ZM65 173H67V172H65ZM70 173V172H69ZM87 173H89V172H87ZM50 174V173H49ZM48 174V175H49ZM53 174V173H52ZM62 174V173H61ZM64 174V173H63ZM21 175V174H20ZM66 175V174H65ZM45 176H46V174H45ZM71 176V175H70ZM21 177H22V179L25 181V182H27V184H28V187H29V189H30V191H31V193L33 194V196H34V198H35V200H36V202H37V204H38V207H39V209H40V211L42 212V214L43 215H45V213H44V211H43V207H42V202H41V198L42 197H40V195H38L37 193H36V191H35V189H34V186L31 184V183H29V181H28V178L26 177V176H24V175H21ZM99 177V180H100V182H102V184L104 183V181H105V173L104 172H102L101 173V175L100 176H98ZM41 178V177H40ZM72 178V177H71ZM34 179V178H33ZM63 179V178H62ZM67 179V178H66ZM65 179V180H66ZM68 179H70V177L68 178ZM36 181V185L38 184V187L43 191L44 190V188H47V187H44V180L43 179H39V180H35ZM171 181V180H170ZM34 182V181H33ZM67 184V186H69L68 185V182H66ZM71 183V182H70ZM46 185V184H45ZM48 185V184H47ZM50 185V184H49ZM66 185H64V186H66ZM104 186V185H103ZM71 187V186H70ZM69 187V188H70ZM73 187V186H72ZM68 188V187H67ZM66 189V188H65ZM57 191V190H56ZM41 193V192H40ZM100 196V195H99ZM58 198V197H57ZM45 199V198H44ZM1 209V208H0ZM87 209V208H86ZM3 211V210H2ZM1 211V212H2ZM89 212V214H90V211H88ZM88 212H87V216H89V214H88ZM69 215V214H68ZM76 219V218H75ZM88 221V220H87ZM109 224V223H108ZM48 226V225H47ZM19 228H21V226L19 227ZM48 230V229H47ZM14 227H12V225L10 224V222H9V219H8V216L4 213H0V240H1V242L3 243V242H5V241H7V237H9V236H11V235H13L14 233ZM47 232V231H46ZM14 237V236H13ZM93 238V237H92ZM13 239V238H12ZM10 241V240H9ZM16 243V242H15ZM15 245H17V244H15ZM3 246H5V245H3ZM20 247V246H19ZM240 245H238V249H240ZM21 248V247H20ZM7 249H9V248H7ZM237 254H238V251L236 252Z\"/></svg>","mask_w":264,"mask_h":264}]
</instances>
